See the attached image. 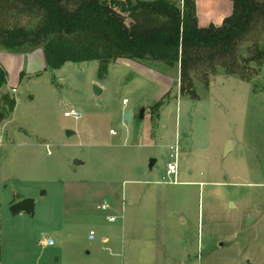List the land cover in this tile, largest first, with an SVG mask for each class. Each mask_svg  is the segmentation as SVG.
<instances>
[{
	"label": "rangeland",
	"instance_id": "1",
	"mask_svg": "<svg viewBox=\"0 0 264 264\" xmlns=\"http://www.w3.org/2000/svg\"><path fill=\"white\" fill-rule=\"evenodd\" d=\"M14 22L33 28L37 20ZM249 40L242 54L253 41L264 50V26ZM119 63L100 78L98 61L46 70L41 47L0 52L10 87L0 90V108L3 94L16 102L0 118V189L35 202L41 230L32 256L83 264L109 236L119 254L113 264H134L138 241L164 247L165 264H264V63L253 65L257 75L249 82L222 70L207 84L196 79L199 101L181 96L178 68L150 63L179 82L162 95ZM71 108L80 120L64 116ZM129 110L131 124L123 119ZM227 141L234 148L224 157ZM175 144L181 154L174 183L167 167ZM75 160L82 164L74 170ZM103 204L108 210H98ZM43 239L55 244L42 246Z\"/></svg>",
	"mask_w": 264,
	"mask_h": 264
},
{
	"label": "trees",
	"instance_id": "2",
	"mask_svg": "<svg viewBox=\"0 0 264 264\" xmlns=\"http://www.w3.org/2000/svg\"><path fill=\"white\" fill-rule=\"evenodd\" d=\"M232 2L233 12L221 26L201 28L194 0H0V50L41 47L47 66L55 70L68 62L98 61L102 78L111 63H161L179 69L181 96L199 101L196 79L207 84L222 70L249 82L257 75L253 65L264 63L259 41L252 40L247 55L240 50L264 26V0ZM24 16L37 20L36 26L14 22ZM7 85L8 73L0 64V90ZM15 106L3 94L0 118Z\"/></svg>",
	"mask_w": 264,
	"mask_h": 264
},
{
	"label": "crops",
	"instance_id": "3",
	"mask_svg": "<svg viewBox=\"0 0 264 264\" xmlns=\"http://www.w3.org/2000/svg\"><path fill=\"white\" fill-rule=\"evenodd\" d=\"M119 1H125V0H119ZM137 1L150 2L155 0H137ZM179 1L181 3L183 2V0H179ZM194 1L196 5V15L198 19V25L201 28H208L211 25L221 26L223 21L227 17H229L233 12L232 0H194ZM0 52H2V50H0ZM116 63L119 62H115L111 64H116ZM119 64H123V63H119ZM128 65L132 66L135 75L156 83L160 88V93H162V95L167 91H171L173 87L177 88L179 86V82L174 80L170 74H168L166 71L159 70L150 63L134 62V63H128ZM45 69L47 70V63ZM99 70H100V64H99ZM106 75L103 78H106ZM155 76L157 80L155 79ZM8 84H9V80H8ZM101 87L105 88L103 84H101ZM11 90L13 92L14 90H16L17 92L16 88H11ZM133 116H134V112H133ZM176 145L179 147V144H175L174 146H171V149L175 148ZM180 154L181 153L179 147V156ZM24 198L25 197L23 196L22 197L17 196L15 198H7L5 196V191L0 189V264H41L42 263L41 254H39L37 258H34L31 253L32 239L34 238L35 241L40 236V230H41L40 225H38L36 221H34L33 217L30 215H27L25 213H20L16 216H13L9 212L10 207L12 205L18 203ZM129 204H133V201H130ZM88 240H89V235H88ZM102 243L103 246L101 248L94 247L86 252L87 256L90 257V259L91 258L94 259V261L89 260L87 262H84L83 264H113L114 263V259L118 258L119 254L117 253V251L113 249V246L111 244L112 238L109 236H103ZM141 244L142 243L140 241L135 243V257H132V260L133 261L135 260L134 264H165L166 250L164 247L158 246L156 244L152 247L151 246L148 247V246H143ZM57 262L59 263L60 259H58ZM42 264H47V261L43 262ZM64 264H69V263H64Z\"/></svg>",
	"mask_w": 264,
	"mask_h": 264
},
{
	"label": "water",
	"instance_id": "4",
	"mask_svg": "<svg viewBox=\"0 0 264 264\" xmlns=\"http://www.w3.org/2000/svg\"><path fill=\"white\" fill-rule=\"evenodd\" d=\"M176 84H178V83H176ZM102 92H103V90L99 86H97V85L94 86L95 95H101ZM23 97L24 96H22V98ZM144 113H145V110H142L140 113V116H139V120L144 119ZM123 119L127 123L131 124L133 122V111L129 110V111L125 112ZM70 134H74V132L67 131V135H70ZM233 148H234L233 143L231 141H227L226 146L224 148L223 156L226 157L230 153V151L233 150ZM155 163H156V160L151 159L150 160V168H152ZM81 164H82L81 161L75 160L74 164L72 166V169L75 170L76 166L81 165ZM10 213L13 216H16L20 213H25L27 215L33 216L35 213V202L31 198L23 199V200L19 201L18 203H15L14 205H12L10 207Z\"/></svg>",
	"mask_w": 264,
	"mask_h": 264
},
{
	"label": "built area",
	"instance_id": "5",
	"mask_svg": "<svg viewBox=\"0 0 264 264\" xmlns=\"http://www.w3.org/2000/svg\"><path fill=\"white\" fill-rule=\"evenodd\" d=\"M14 92H16V90H14ZM123 104L124 105L128 104V100L125 99L123 101ZM64 116L66 118H74L75 120H80L82 118V114L74 108L67 110L64 113ZM113 133H115V132H113ZM1 143H2V137L0 135V144ZM172 149L174 150V154L171 155L172 160L168 163L167 176L169 177V179L174 178V182H175L177 177H178V174H179V161H178V159H179V147L176 145V147L172 148ZM97 208L100 211H106V210H108L109 207H108V205L103 204L101 206H98ZM107 219L110 222H114L116 220V217L109 216V217H107ZM95 239H96V232L91 231L89 233V240L94 241ZM40 244L42 246H53L55 243H54L53 239H43V241H41Z\"/></svg>",
	"mask_w": 264,
	"mask_h": 264
}]
</instances>
